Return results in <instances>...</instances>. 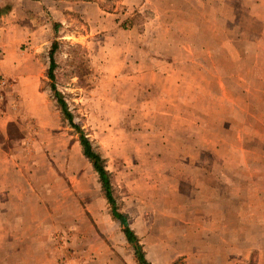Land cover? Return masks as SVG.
<instances>
[{
	"label": "rangeland",
	"instance_id": "obj_1",
	"mask_svg": "<svg viewBox=\"0 0 264 264\" xmlns=\"http://www.w3.org/2000/svg\"><path fill=\"white\" fill-rule=\"evenodd\" d=\"M38 2L0 0V264H137L58 97L150 264H203L210 199L213 241L263 244L264 0H129L119 27L45 12L48 36L21 37Z\"/></svg>",
	"mask_w": 264,
	"mask_h": 264
},
{
	"label": "crops",
	"instance_id": "obj_2",
	"mask_svg": "<svg viewBox=\"0 0 264 264\" xmlns=\"http://www.w3.org/2000/svg\"><path fill=\"white\" fill-rule=\"evenodd\" d=\"M121 4L124 5V9L117 15V9L113 12H104L98 2H83L79 0L74 3L63 4L54 2L53 0H41V2L36 3V5L32 7L34 14H31V16H29V14L27 16L29 19L26 22H16L14 28L24 33L21 37H46L48 36L46 32L47 24L46 21L43 22L45 12L51 14L57 25L64 26L68 23V18L70 17V14L66 13L68 11L74 14H83L84 22L94 23L96 21L105 22L107 20L108 23L110 22L112 25L119 27L120 21H118V18H120L121 14H124L121 15V17L126 19L131 9L135 11L138 9L134 8H138L139 5L142 4V6H144L142 2L137 6H132L129 0H123ZM125 5L128 7H125ZM87 11H91L94 17L92 18ZM103 15H106L107 18H103ZM99 17L102 18L100 19ZM79 35L85 37L82 34ZM0 37H12V11L0 20ZM86 37H88V35ZM0 72L5 76H12V59L10 55H6L0 61ZM217 200L210 199L209 202L204 204L201 211L204 229L206 230V234L205 231L203 234L207 242L203 245L204 249L202 250V252L205 251L204 257L202 256V258L205 259L203 264H250L252 256H254L253 264H264V243L258 244L253 242L250 238H245L243 242H234L235 244H231L230 246L227 245L224 248L220 238L213 241L214 235L218 236L220 232L221 215L223 213L220 212L222 208Z\"/></svg>",
	"mask_w": 264,
	"mask_h": 264
},
{
	"label": "trees",
	"instance_id": "obj_3",
	"mask_svg": "<svg viewBox=\"0 0 264 264\" xmlns=\"http://www.w3.org/2000/svg\"><path fill=\"white\" fill-rule=\"evenodd\" d=\"M53 61L50 59V67L48 71V76L50 79H53L52 71H53ZM52 90L55 92L56 96H59V93L56 92L55 87L52 86ZM58 106L60 107V110L62 112V115L64 119L70 124L72 128H74L78 134H79V144L81 147V151L83 156L88 160V162L91 164L94 172L97 173L100 182L101 187L104 191L105 198L109 205L111 206V213L112 216L120 223V226L122 227V232L124 234V237L129 245H131L134 256L136 258L137 264H150L146 259L145 255L142 251V247L139 244V241L137 240L136 236L130 229L126 216L119 213L116 205L113 201L111 189H110V181H109V175L107 171H105V168L102 165V160L100 156L94 151L90 141L86 137V135L83 134V132L80 130V128L73 123L72 115L70 114L67 104L62 100L61 97H58ZM252 264V263H250Z\"/></svg>",
	"mask_w": 264,
	"mask_h": 264
}]
</instances>
